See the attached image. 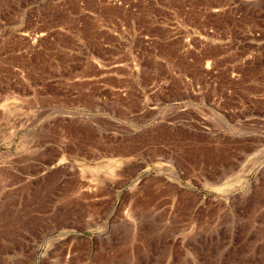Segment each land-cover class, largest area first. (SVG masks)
Listing matches in <instances>:
<instances>
[{"label":"rangeland","instance_id":"obj_1","mask_svg":"<svg viewBox=\"0 0 264 264\" xmlns=\"http://www.w3.org/2000/svg\"><path fill=\"white\" fill-rule=\"evenodd\" d=\"M235 0H0V264H264V45Z\"/></svg>","mask_w":264,"mask_h":264},{"label":"crops","instance_id":"obj_2","mask_svg":"<svg viewBox=\"0 0 264 264\" xmlns=\"http://www.w3.org/2000/svg\"><path fill=\"white\" fill-rule=\"evenodd\" d=\"M212 9L233 14L237 22H244L253 36V43L264 45V0H235L232 4L212 6Z\"/></svg>","mask_w":264,"mask_h":264}]
</instances>
